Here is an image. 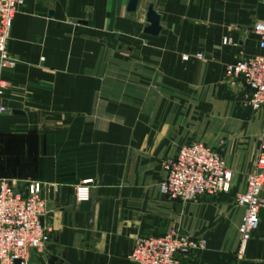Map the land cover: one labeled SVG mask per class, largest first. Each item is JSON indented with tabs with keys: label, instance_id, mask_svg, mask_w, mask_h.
Here are the masks:
<instances>
[{
	"label": "crops",
	"instance_id": "crops-1",
	"mask_svg": "<svg viewBox=\"0 0 264 264\" xmlns=\"http://www.w3.org/2000/svg\"><path fill=\"white\" fill-rule=\"evenodd\" d=\"M128 2L25 0L7 45L18 66L0 69L9 111L0 180L54 187L47 263L132 264L135 241L174 231L205 243L179 264H264V210L240 249L243 208L233 198L258 156L264 113L243 107V90L223 75L259 53L253 26L264 22V0H139L136 13ZM149 6L157 37L144 33ZM192 141L220 148L228 194L186 203L161 194L162 161ZM90 180L91 200L75 202Z\"/></svg>",
	"mask_w": 264,
	"mask_h": 264
},
{
	"label": "built area",
	"instance_id": "built-area-1",
	"mask_svg": "<svg viewBox=\"0 0 264 264\" xmlns=\"http://www.w3.org/2000/svg\"><path fill=\"white\" fill-rule=\"evenodd\" d=\"M25 0H0V69L13 71L18 61L10 56L7 45L15 15ZM253 33L259 53L229 64L224 70L230 88L243 90L241 105L253 112L264 113V22H256ZM224 38L223 44L230 45ZM202 55L183 56L187 62ZM6 84L0 80V98ZM0 105V115L7 114ZM259 152L247 181L246 193L236 200L244 209L241 219L240 249L250 241L260 225V212L264 210V131L259 138ZM167 182L161 192L182 202L226 194L231 174L219 154L203 143L191 142L180 148L173 161L168 162ZM91 181H85L75 191L78 202L90 200ZM49 188L39 182H27L23 188L0 180V264H29L33 254L47 252L54 228L49 223ZM203 241L171 231L162 237H146L135 241L128 261L132 264H179L178 257L192 250L204 249Z\"/></svg>",
	"mask_w": 264,
	"mask_h": 264
},
{
	"label": "rangeland",
	"instance_id": "rangeland-1",
	"mask_svg": "<svg viewBox=\"0 0 264 264\" xmlns=\"http://www.w3.org/2000/svg\"><path fill=\"white\" fill-rule=\"evenodd\" d=\"M227 39H230V38H227ZM222 43H223V41H222ZM185 55H188V54H185ZM185 55H183V56H185ZM195 55H197V54H195ZM195 55H189V56H195ZM183 56H182V60H183ZM202 58H203V56H202ZM195 59V58H194ZM198 60H201V59H198ZM232 64V63H231ZM229 65V64H228ZM227 66V65H226ZM226 66H225V68H226ZM225 68H224V70H225ZM224 70H223V75H224ZM192 142H197V141H192ZM201 142V141H200ZM259 142V141H258ZM191 143V142H190ZM202 143V142H201ZM187 144H189L188 142L187 143H184V144H182V146H184V145H187ZM204 144V143H203ZM205 145V144H204ZM181 146V147H182ZM205 146H207V145H205ZM180 147V148H181ZM207 147H209V146H207ZM260 147V146H259ZM209 148H211L212 150H214V151H216L218 154H219V156L222 158V160L224 161V163H225V167L227 168V170L230 172V174H231V181H232V173H231V171L228 169V167H227V165H226V162H225V160L223 159V157H222V155H221V153H220V148L218 147V148H213V147H209ZM180 150V149H179ZM179 152V151H178ZM178 154V153H177ZM177 154H176V156H177ZM175 156V157H176ZM175 157H173V158H168V159H166V160H164V161H162V163H161V166H162V169L164 170V172H165V179H164V181L160 184V192H161V188H162V186L167 182V179H168V171H167V169H166V166H167V164H168V162H171V161H173V159L175 158ZM254 162L255 161H253V163H252V165H251V170H250V172L247 174V176H246V181H245V189H244V191L243 192H241V193H237V194H235V196L233 197L234 198V201H235V203L237 204V205H239L238 204V201L236 200V198L238 197V196H241V195H244L245 193H246V188H247V181H248V178H249V175H251V173H252V169H253V165H254ZM91 181V180H90ZM93 185H94V181H91V184H90V200H91V195H92V193H91V191H92V189H93ZM230 185H231V182H230ZM81 186V185H80ZM79 186V187H80ZM78 187H76L75 188V191H76V189H77ZM229 190H230V186H229ZM229 190H228V192L226 193V194H228L229 193ZM262 193H263V197H264V187H263V189H262ZM161 194H162V192H161ZM162 195H164V194H162ZM164 197H166L167 199H169V200H172V201H179V200H174V199H171L170 197H168L167 195H164ZM214 197V196H213ZM201 199H203V198H201ZM89 200V201H90ZM200 200V199H199ZM198 200V201H199ZM74 201L75 202H77V203H82V202H78L77 200H76V196H75V194H74ZM88 202V201H87ZM179 202H182V201H179ZM188 202H195V201H188ZM182 203H186V202H182ZM240 206V205H239ZM242 207V206H241ZM49 210H51V212H52V209H51V204H50V202H49ZM243 211H244V209H243ZM51 214V213H50ZM171 232V231H170ZM169 233V232H168ZM49 255V253L47 252H44V253H37V254H33L32 256H31V258H30V263L29 264H48L47 262H46V259H47V257L46 256H48ZM59 259H57V261H58ZM56 264H59V262H57Z\"/></svg>",
	"mask_w": 264,
	"mask_h": 264
},
{
	"label": "water",
	"instance_id": "water-1",
	"mask_svg": "<svg viewBox=\"0 0 264 264\" xmlns=\"http://www.w3.org/2000/svg\"><path fill=\"white\" fill-rule=\"evenodd\" d=\"M139 0H129L128 2V12L130 13H136L137 6H138ZM146 23L147 26L144 29V33L149 36L157 37L161 31L160 28V18L159 16L154 12L153 7L149 6L146 11ZM14 114L20 115L21 113L15 112ZM49 202H54L55 194H54V187L49 188V194H48ZM93 206H95L98 201L97 199H92ZM57 262L56 257H50L48 260V264H55Z\"/></svg>",
	"mask_w": 264,
	"mask_h": 264
}]
</instances>
